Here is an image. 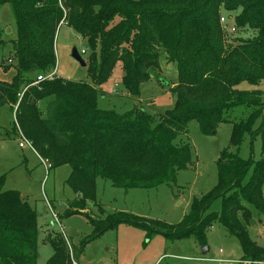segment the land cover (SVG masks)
<instances>
[{"label": "trees", "instance_id": "obj_1", "mask_svg": "<svg viewBox=\"0 0 264 264\" xmlns=\"http://www.w3.org/2000/svg\"><path fill=\"white\" fill-rule=\"evenodd\" d=\"M3 4L11 6L17 38L10 41L13 59L4 66H13L15 76L11 83L0 82V108L13 113L17 106L21 134L39 157L52 167H71L67 183L77 198L67 215L85 210L94 200L99 178L125 191L175 183L177 172L192 164L191 147L175 143L191 121L203 135H215L220 124L230 122L233 109L242 107L248 116L232 123L231 147L237 149L245 133L254 134L264 112V92L237 87L259 86L264 80V0H0ZM222 12L229 14L235 29L252 31L253 37L227 46ZM64 24L86 41L91 84L59 77L36 84L39 76L56 68V34ZM4 46L0 39V48ZM162 53L177 70L170 109L150 114L135 108L119 115L97 108L100 88L118 62L122 85L135 99L141 85L160 69ZM258 131L264 137V130ZM216 166V185L193 199L189 215L179 224L118 212L91 219L94 234L129 224L148 237H194L205 247L206 232L217 223L238 239L243 261L263 264L264 249L250 239L248 227L251 208L264 218V159L244 160L225 149ZM2 185L0 179V264H36L37 213L19 192L1 191ZM219 199L222 209L210 211ZM47 240L53 254L45 264H71V254L77 258L80 252L75 245L70 252L61 234Z\"/></svg>", "mask_w": 264, "mask_h": 264}, {"label": "rangeland", "instance_id": "obj_2", "mask_svg": "<svg viewBox=\"0 0 264 264\" xmlns=\"http://www.w3.org/2000/svg\"><path fill=\"white\" fill-rule=\"evenodd\" d=\"M228 15L222 12L221 18L224 17L225 24L232 27L234 23ZM224 21L221 19V25ZM223 33L227 46L250 39L254 34L238 29L231 33L233 35L226 31ZM16 38L17 27L11 6L3 4L0 6V39L6 42V46L0 48V82L11 83L15 76L13 66L9 70H5L4 66L9 65L8 59H13L10 41ZM74 49L87 65L90 51L86 41L72 28L60 25L55 40L57 76L91 84L88 66L82 67L72 57ZM160 60V69L151 81L141 85L140 97L135 99L129 98L122 85L124 73L122 64L118 62L110 78L100 88L97 108L113 110L119 115H127L135 108H142L150 114L170 109L175 102L171 88L177 83V70L173 63L168 62L167 54L162 53ZM237 89L264 92V80L259 86L242 83ZM45 107L46 102L40 104L42 113ZM15 110L11 113L7 107L0 108L1 191L19 192L37 213L36 264H45L52 256L53 250L47 238L54 234H61L65 238L70 252L74 245L80 248L77 258L71 254V264H246L243 263V250L238 239L217 223L206 232L209 252L203 255V247L194 237L177 241H169L162 235L148 237L145 231L129 224H120L95 235L91 219H104L107 215L121 212L154 222L179 224L189 215L193 199L201 197L216 185V162L223 150L230 149L244 160L264 159V137L259 131L255 133V130H264V112L253 126L254 134L245 133L237 149L230 145L232 123L246 120L248 112L244 108H234L229 114L230 122L220 124L216 134L211 136L203 135L198 123L191 121L187 132L180 135L175 143L191 147L192 164L188 169L177 172L175 183L125 191L99 178L94 200L87 203L85 210L67 215V210L77 198L67 183L71 167H52L34 149L19 147V134L22 132ZM7 133H10L8 137ZM221 209L222 200L219 199L212 204L210 211L218 212ZM251 210L248 234L253 242L264 249V218L253 208ZM51 212L58 217L60 224L54 221Z\"/></svg>", "mask_w": 264, "mask_h": 264}, {"label": "built area", "instance_id": "obj_3", "mask_svg": "<svg viewBox=\"0 0 264 264\" xmlns=\"http://www.w3.org/2000/svg\"><path fill=\"white\" fill-rule=\"evenodd\" d=\"M223 18L224 17L221 18L222 21H224ZM221 19H220V21H221ZM222 27H223V30L228 32L229 34L236 32L235 27L234 26L229 27L228 25L225 24V21H224V24L222 25ZM82 53H84V51H82ZM9 63H11V61H9ZM56 77H58V76H57V69L55 68L54 70L49 72L47 75L39 76L35 83L37 84V83L45 81V80H53ZM26 89L27 88H25L23 90V93L26 91ZM23 93L20 95V97H22ZM16 108H17V106H16ZM19 135H20L19 147L20 148H25L27 146V147H29V148H31L33 150V147L31 145V143L21 133ZM51 214H52V217H53L54 221L56 223L60 224V221H59L58 217L55 214H53L52 212H51ZM243 263L249 264V262H246V261H243ZM74 264H77V263H74Z\"/></svg>", "mask_w": 264, "mask_h": 264}, {"label": "water", "instance_id": "obj_4", "mask_svg": "<svg viewBox=\"0 0 264 264\" xmlns=\"http://www.w3.org/2000/svg\"><path fill=\"white\" fill-rule=\"evenodd\" d=\"M72 57L75 61H77L82 67H86V63L82 60V58L79 56L76 49L72 51ZM206 252H209V248L207 246L203 247L202 254L205 255Z\"/></svg>", "mask_w": 264, "mask_h": 264}, {"label": "crops", "instance_id": "obj_5", "mask_svg": "<svg viewBox=\"0 0 264 264\" xmlns=\"http://www.w3.org/2000/svg\"><path fill=\"white\" fill-rule=\"evenodd\" d=\"M6 136H9L8 134H6Z\"/></svg>", "mask_w": 264, "mask_h": 264}]
</instances>
